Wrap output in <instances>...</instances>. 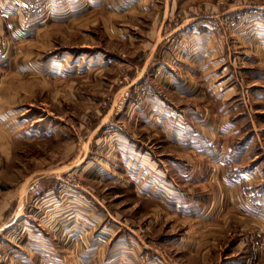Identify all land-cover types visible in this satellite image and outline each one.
<instances>
[{"label": "rangeland", "instance_id": "1", "mask_svg": "<svg viewBox=\"0 0 264 264\" xmlns=\"http://www.w3.org/2000/svg\"><path fill=\"white\" fill-rule=\"evenodd\" d=\"M259 30L264 0H0V114L5 107L17 114L6 121L11 135L0 134V206L26 195L25 234L29 240L37 234L43 250V260L30 264H264L263 197L246 195L251 208H229L211 198L210 186L184 184L172 173L209 178L215 163L240 182L246 168L264 172ZM56 52L73 75L26 66ZM82 65L85 72H78ZM22 107L46 112L44 122L67 134L22 141L16 136L25 127L17 113ZM39 123L32 119L27 131H38ZM195 123L242 132L217 138V150L195 162L173 160L178 149L161 131H178L172 128L180 124L182 131H206ZM115 131L139 139L137 169L115 154ZM147 157L156 160L153 167ZM147 170L148 189L139 172ZM35 184L43 188L40 196ZM56 193L69 210L57 213L56 201L44 203ZM90 213L120 226L117 238L98 249L87 244L91 253L82 262L75 243L72 261L63 262L67 231H57V222L69 218L79 227ZM11 236L0 235V264H19L10 257ZM33 254L27 249L30 260Z\"/></svg>", "mask_w": 264, "mask_h": 264}, {"label": "crops", "instance_id": "2", "mask_svg": "<svg viewBox=\"0 0 264 264\" xmlns=\"http://www.w3.org/2000/svg\"><path fill=\"white\" fill-rule=\"evenodd\" d=\"M255 32H256V35L254 37H255V40L258 42L257 47H259L257 48L258 53L260 56H264V31L259 30ZM60 56L61 55H59V58H58V53L56 52L50 55L51 60H46L43 62V64H40L38 62H33V63H30V65H26V66L31 67L34 70L39 69L40 71L47 70L48 68H52L51 69L52 71L54 70L56 72H59L61 76L67 78L68 76L73 75L75 70L73 66L70 67L71 64L70 65L67 63L64 64L62 60L60 59ZM77 68H78L77 69L78 72H85V69H83L84 68L83 65ZM259 77L260 76H258V78ZM173 84L176 89H181V83L174 82ZM8 108L5 107L6 111L0 114V124H1L0 129L2 132L0 134L4 136L11 135V131L9 130L10 126L8 125V123H6V121L8 119H11V117L13 116L16 117L17 115L12 110L10 111V108L9 109ZM29 108L30 109H28L27 107H22V109H19L17 112L19 113L18 117L21 121L20 124L22 125L25 123L24 124L25 127L23 128V131H18L16 133V136L19 137L22 141L40 140L50 135L65 136V134H67L65 131H58L59 129H57L58 128L57 123H56V126H54L55 124L53 125L50 122H47V123L44 122L49 118L48 117L49 115H47L46 112H44L43 114L37 112L38 113L37 114L36 112L32 110L31 112H34V113H30L29 110H31V107ZM12 109L14 110L15 108L12 107ZM35 114H37V116ZM59 118H60L59 116H56L57 121L59 120ZM179 118L181 119V117ZM32 119L40 120V123H43V125H39V127L37 128L38 131L36 130L32 131V126L29 127V131H27L28 127H26V124ZM221 120L222 119L219 120L220 123H225L224 121L222 122ZM68 121L66 120L64 123V125H66L65 126L66 129H68L67 127ZM213 121L214 122L212 123H215V120ZM4 122L6 125L4 124ZM220 123H218L217 130H220ZM211 124L207 125V127H205L202 124H197V123L193 125L195 127L197 126L201 130H206V131H193L192 126L188 128V131H182L181 124L180 125L175 124L176 126L172 128V130L177 129L178 131H161L164 137L167 140H169L173 145H175L178 149L177 157H173V160H182V158H184L186 162H195L196 160L194 158L201 157L203 154L205 155L209 151V149H213L212 151L217 150V148H214L218 143L216 142L217 138H222L223 136L229 137V136L235 135V133L242 132V131H231V128H228V127L224 128V129H227V131H212L213 129H210V127H212ZM64 125L62 124L63 127ZM168 127L169 128L172 127L170 123H168ZM41 128L42 130H40ZM49 128H51V131H49ZM151 132L153 131H147V134ZM114 145H115V154L121 158L120 162L124 160V158L131 160L132 167L135 168L136 161H138L136 159H138V154L141 149L140 147L142 146L139 142V139L135 136V134L130 132L128 136L124 131H115ZM145 148L147 152L152 151L151 148L149 147H145ZM229 151H230V147L229 145H227L225 152L228 153ZM146 159L148 161L147 163H149V165L151 164L152 167L156 164V160L154 158L149 159L147 157ZM85 163L86 162L82 164L84 168L87 165ZM71 166L75 167V165H71ZM115 167H116V164H114V168ZM213 167L215 168L214 170L215 173L213 172L211 176H209V178H207L204 175L202 177H200L199 175L196 176L197 174L192 173V172L190 174H187V176H184L181 172H179L178 169H177L178 172H175V173L172 172V173L175 176L180 177L181 182L183 179L184 184L196 183L199 185L201 184V186H204V187L210 186L211 189L209 190L212 194L211 198L214 201H216L217 204L218 203L222 204L223 202H225L226 206L227 205L230 206L229 208H232V207L234 208L236 203H238L239 205L241 204L242 209H244L245 207L249 208L250 205L244 202L246 200V195H249V196L252 195L253 197H257L258 195V197L264 198V172L260 171L261 168H258L257 166H254L252 168H246L244 173H241L242 178L239 179L241 181L237 182L235 179L227 178L225 175H222V172H221L222 169H220L219 165H218L219 167L218 168L214 163ZM139 172L140 174H142L143 177H145L146 181H145L144 186L148 189L153 183L151 177L149 176V171L147 170L145 172L144 171H139ZM138 176L139 175H132L133 178H137ZM180 181H177V182H180ZM213 186L215 188H213ZM84 195L86 194L84 193ZM84 195L81 194L80 197L77 196L78 202L80 203L85 202L86 197ZM60 198L61 196L58 193L54 195H49L44 198V203L49 202V201H56V203H53V207L54 209H56L57 213H59L60 210H63V211H65V209L69 210L70 209L69 206L71 205H69L68 207H63L64 204L60 202L61 203V206H60V204L58 203V200ZM11 199L17 201V203H15L14 206L13 205L11 206V204H9L10 202H7V203L4 201L1 202L2 205L0 206V221L1 220L2 221L0 222V235L6 237V236H10V234H13V236L11 237H14V239L10 243L12 244L11 247H9V249L13 250V252L10 254V257L12 258L14 257V260L12 262L13 263L18 262L19 264H30V261L35 263L37 261L43 260L42 258L43 250L41 246L42 241L36 239L37 234H34L35 236L34 239L31 236L30 240L28 239V236L25 234V232H27V224H28V219H29V217L26 216L24 212L26 209V205L24 203L26 199V195L17 194V195H14ZM178 199H179L178 200L179 202H177L176 206L177 207L179 206L178 208L181 210L182 193ZM44 203H42V205H44ZM73 207H75V203H73ZM77 209L79 212L82 211V209H80L78 204H77ZM83 211L88 212V210H85L84 208H83ZM57 223H58L56 227L57 231H64V230L67 231V233L65 234V236L68 238L66 248H67V251H69L68 252L69 254H68L67 259L64 257V255L62 257L63 262H66V263L72 261L71 260V258H73L72 255H74L75 253L72 251L71 248L74 246L75 243L77 244L78 248H80V251L79 252L77 251L78 253L76 254H79L81 252V254H79L77 257L78 261L79 262H82L83 260L86 261V258H88L89 254L91 253L85 249V246H87V244L89 245L90 248L91 247H95L97 249L101 248L107 242H110L113 239L112 237L117 238L116 237L117 231L120 230V226L116 224H108V225L101 224L99 219L93 216V213H90V216L85 218L84 220L82 221L80 220L81 226L79 227H72V224L74 223V221L73 219L70 220L69 218H66ZM51 228H54V225H51ZM17 229L24 231V234L21 236L15 235L17 234ZM52 231H54V229ZM57 231L54 232L56 235L58 234ZM35 232H38V230ZM1 233H4V234H1ZM5 248L6 246L4 247V249ZM27 249L29 250L31 249L34 253L33 254L34 258H32V260H30L29 257L26 256ZM94 256H96L97 259L100 260L101 252L97 251ZM4 258H6V256ZM56 260H58V257ZM78 261L77 263H79ZM89 263H91V260H89ZM5 264H9L8 261L5 260Z\"/></svg>", "mask_w": 264, "mask_h": 264}, {"label": "built area", "instance_id": "3", "mask_svg": "<svg viewBox=\"0 0 264 264\" xmlns=\"http://www.w3.org/2000/svg\"><path fill=\"white\" fill-rule=\"evenodd\" d=\"M35 187V190H36V192H35V195L36 196H40L41 194H43L44 192H43V188L40 186V185H34Z\"/></svg>", "mask_w": 264, "mask_h": 264}]
</instances>
